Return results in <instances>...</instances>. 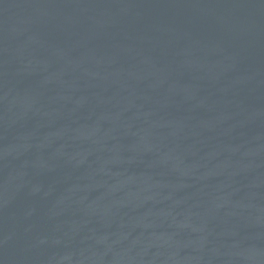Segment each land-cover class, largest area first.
Masks as SVG:
<instances>
[{
	"label": "water",
	"instance_id": "1",
	"mask_svg": "<svg viewBox=\"0 0 264 264\" xmlns=\"http://www.w3.org/2000/svg\"><path fill=\"white\" fill-rule=\"evenodd\" d=\"M0 264H264V0H0Z\"/></svg>",
	"mask_w": 264,
	"mask_h": 264
}]
</instances>
